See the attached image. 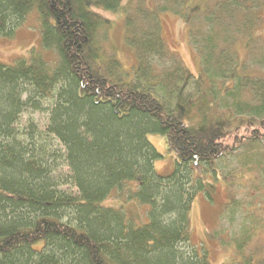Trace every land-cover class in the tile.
I'll return each mask as SVG.
<instances>
[{"label": "trees", "instance_id": "16d2710c", "mask_svg": "<svg viewBox=\"0 0 264 264\" xmlns=\"http://www.w3.org/2000/svg\"><path fill=\"white\" fill-rule=\"evenodd\" d=\"M149 1L0 0V35L37 10L42 45L57 55L0 62V264H209L190 243L191 202L205 180L214 189L204 173L215 178L218 159L264 146V0ZM93 7L124 13L129 67L102 47L110 20ZM162 11L185 21L205 78L165 44ZM25 94L55 96L47 131L28 140L13 126ZM151 131L176 158L170 174L154 169ZM60 160L67 171L54 175ZM109 197L145 207L146 220ZM249 217L237 237H220L232 249L222 264H264V207Z\"/></svg>", "mask_w": 264, "mask_h": 264}, {"label": "rangeland", "instance_id": "374dc122", "mask_svg": "<svg viewBox=\"0 0 264 264\" xmlns=\"http://www.w3.org/2000/svg\"><path fill=\"white\" fill-rule=\"evenodd\" d=\"M214 0H208L209 5ZM151 2V0L149 1ZM94 10L103 14L110 20L109 27H102L98 31L99 41L107 52H114L129 67L134 62L132 50L125 44L123 35L125 31L124 13L112 11L102 7H93ZM261 25L259 33L264 42V7L260 10ZM162 38L168 48L173 51L190 69L194 76L203 75L200 55L189 42L188 28L185 21L171 11L159 13ZM113 49V50H112ZM42 45L40 22L37 10H32L22 21L13 28L10 35H0V62L12 64L18 58L30 59L32 55L40 54L46 60H56L57 55L51 50L48 51ZM243 59L246 57L245 50L238 48ZM230 85V82L227 83ZM221 86L218 83L214 86L216 91ZM193 81L185 90V96L193 91ZM222 97L220 105L224 107L231 101L219 91ZM26 94L23 99L27 101L19 116L13 123L18 130L19 137L29 139L43 135L47 131L51 119L52 99L54 97L38 96L36 100H27ZM147 138L156 150L162 155L154 160V169L160 174H170L176 166L174 154L167 149L164 134L156 131L147 133ZM37 141V140H36ZM50 148L64 151L63 145L56 138L49 141ZM54 175L67 171V166L60 160ZM213 178L209 172H205L206 178L215 185L214 189L204 186L198 188L191 202L189 213L190 218V243L199 254L206 252L209 264H222L229 262L232 255L230 246L224 247L220 243V237L230 241L237 237L243 227L249 223V215L256 208L264 207V146L254 143L238 148L233 154L218 159L214 163ZM204 167L200 166L202 170ZM196 174L199 175L198 170ZM229 176L232 182V190L225 183L224 177ZM62 188L68 191H75V188L66 185ZM120 199V200H119ZM109 197L105 204H116L124 202L127 210L135 214V221L139 222L137 214H143V208H136L133 201L125 202L122 198ZM124 200V201H123ZM147 214L141 216L146 220ZM264 239V237H262ZM192 248H184L188 252Z\"/></svg>", "mask_w": 264, "mask_h": 264}]
</instances>
